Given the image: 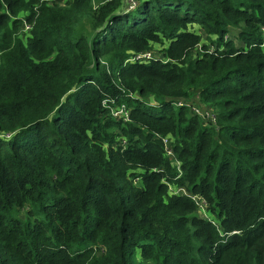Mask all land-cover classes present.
Wrapping results in <instances>:
<instances>
[{"label": "trees", "instance_id": "obj_1", "mask_svg": "<svg viewBox=\"0 0 264 264\" xmlns=\"http://www.w3.org/2000/svg\"><path fill=\"white\" fill-rule=\"evenodd\" d=\"M125 3L0 0V264H264V0Z\"/></svg>", "mask_w": 264, "mask_h": 264}, {"label": "built area", "instance_id": "obj_2", "mask_svg": "<svg viewBox=\"0 0 264 264\" xmlns=\"http://www.w3.org/2000/svg\"><path fill=\"white\" fill-rule=\"evenodd\" d=\"M47 1L50 4H52L53 2H57L60 5H64L65 4V0H47ZM130 1L132 3L130 5V7H131L134 4V0H130ZM23 28H24L25 32H27V31H29L31 29V25L26 23V22H24ZM152 58L161 59V56L158 55L156 57V56H153L150 51H146V52H141V53H137V54L133 55L131 57V60H133V61H143V60H148V59L150 60ZM105 104H106V102H105ZM175 105L176 106H187V107L192 109V105H191V103L189 101L178 100L175 103ZM193 110H194L195 114H198L204 120H208L209 119L212 122L215 121V115H214V112L212 110L207 111L205 113H200L199 109H196L194 107H193ZM111 114H112V116H114L116 118L122 119L124 122H127L130 119L129 118V109L124 104L112 107L111 108ZM171 141H172V138L170 136H166V137L162 138L164 152H165V155L167 157L168 156L169 157L173 156V150H172L171 144H170ZM137 180L138 179H136V181ZM169 192L172 193V194H176V195L188 196L197 205V210H200L202 212L206 211V201H205V199L203 197L199 196V195H195V194L190 193L184 186L172 187V186L169 185Z\"/></svg>", "mask_w": 264, "mask_h": 264}, {"label": "rangeland", "instance_id": "obj_3", "mask_svg": "<svg viewBox=\"0 0 264 264\" xmlns=\"http://www.w3.org/2000/svg\"><path fill=\"white\" fill-rule=\"evenodd\" d=\"M66 1H67V0H65V2H66ZM125 2H126V3H125V7H129V6L132 4L130 0H125ZM93 4L96 5L94 1H93ZM20 15H21V14H20ZM20 15H19V17H23V16H20ZM83 27H84L85 31L90 32V27H89V25H88V23H87V19H86V18H85V20L83 21ZM25 33H26V32H25V30H24V28H23V26H22V28L19 29L18 34H19L21 37H25V36H26ZM233 33L235 34V30L233 31ZM233 33H232V34H233ZM212 39H215V37L213 36ZM205 43H207V45H209L210 48H213V47H214V44H211V43L209 44V42H207V41H205ZM238 43H239V41H238V40H235V45H238ZM160 46H161V45L154 44L152 50H150V52H151V54H152L153 56H156V57H157L158 55H161V54H160L161 52H159ZM191 99H192V100H188V101L191 103V105H192V109L189 108V107H188V109H190V111H192L194 114H195V112H194V110H193V107L196 108V109H199L200 113H205V112L210 111V110L213 111V109L210 108V107H208L207 104L202 103L201 101H199V99H198L197 97H192ZM196 115L199 116L198 114H196ZM199 117H200V116H199ZM200 118H201V117H200ZM201 119H203V118H201ZM197 212H198V215L201 216V217H203V218H207V219H211V220L214 219V218L208 213L207 210H206L205 212H202V211H200V210H197Z\"/></svg>", "mask_w": 264, "mask_h": 264}]
</instances>
